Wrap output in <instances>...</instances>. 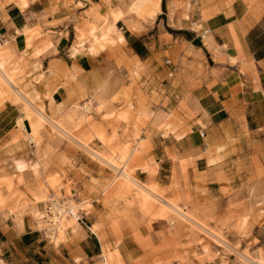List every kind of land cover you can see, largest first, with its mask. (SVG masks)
<instances>
[{"label": "rangeland", "instance_id": "374dc122", "mask_svg": "<svg viewBox=\"0 0 264 264\" xmlns=\"http://www.w3.org/2000/svg\"><path fill=\"white\" fill-rule=\"evenodd\" d=\"M133 1L0 0V9H3L8 4L15 3L23 11L27 9L30 3L36 2L38 3V8H49L43 19L48 15H53V12L58 9L55 15L56 21L52 23L45 21L44 27H38L32 32H29L27 28L16 30V33L24 36L23 38L20 35H16L18 51L15 48L12 49L9 38H2L4 39V44L0 42L3 46L0 54L4 58L9 59L11 66L17 70L16 81L21 86L35 80L30 79L31 73L39 70L45 72L46 68L55 73L53 80L55 85L52 88H55L56 85H62V83L64 85L69 84L62 75L64 67H67L65 64L52 62L48 67L45 65V60L56 54L55 49L40 59L35 57L41 53L38 50H44L46 46L47 48L52 46V43L48 42L50 38L67 37L69 41L68 47L60 54L59 58L68 61V58H70L68 49L70 50V48L75 46V43L86 38L84 31H88L90 26H96L100 33L106 28H111L112 24L118 30L117 35L113 33L110 35L116 41L114 44L106 46L100 44L91 45L88 40L85 41L86 51L84 53L96 56L103 54L100 60L105 63L102 77L106 89L101 96L94 98L87 105V111L78 108L83 103H77L78 105L72 103L63 114L56 118L65 132L72 137L71 139L59 136L49 126L44 125L41 127L42 129L36 127L35 118L29 121L31 133L28 138L25 134V128L23 127V130H20L17 127L19 118L17 117L14 126L15 132L12 133L10 144L8 146H0V151L9 147V145H13L12 148H19L20 146L18 145H21V147L27 149L26 154L31 156V162L35 160L36 163L43 164L45 162L51 165L47 173L38 175L34 181L27 178L25 185L14 187V190H12L13 185L9 180L14 182L15 179L3 177L5 173L0 171V212L9 211L15 215L24 213L35 225L36 222L32 220V217H34L38 221L44 222L45 231H47V211L51 199L54 202L64 203V205L71 203V205L80 209L76 211H82L81 208L85 210L90 207L89 203H83V201L77 203L74 201L76 194L74 193L75 191H71V180L68 179L67 173L69 171H78L81 176L88 178L86 189L90 188L89 178L91 176L98 179V182L103 183L102 193L99 192L98 195L101 196L105 209H107V206L111 207L109 210L107 209L109 213L107 217L113 218L110 228L115 238L119 236L115 239L113 247L117 246L123 239L122 236L116 235L119 233L116 220L127 218L130 221L127 224L135 244H130L128 250H136V252L131 253L135 257H133L134 259H129L130 264H207L209 261L214 262V264H248L240 263L236 255L229 253L224 246V248L218 247L220 244L214 241L213 238L193 227L188 219H185L187 216L183 215L178 207L211 230L210 232H216L218 235L212 232L215 238L226 240L232 246L238 244L240 250H247L252 256H256L259 252L264 257L263 250L256 248L250 250L248 244L242 245L252 223L256 220L264 223V189L262 187H256L255 185L248 188L249 197L253 201L248 207L241 201L234 202L229 200L224 210L218 211L212 204L200 205L193 202L189 194L190 187L187 183L186 160L178 159L174 154L169 155L173 163L171 173L161 172L159 178H155L158 165L150 155L151 146L147 142H143L141 138H150L151 135L156 133L161 135L163 139L169 137L168 133H165L164 129L161 128L165 122L164 114L171 112L172 108L179 102V99L174 98L175 100L172 101L171 105L168 99L165 98V95H167L166 90L168 87L173 88V90L177 89L179 83L189 80V73L193 74L195 69H197V73H200L202 69L201 66L194 64L193 60L197 54L188 50L187 45L192 43L197 48V44H200L205 53V56L202 55V60L206 61L205 58L207 59L206 66L208 68L213 67L214 62L219 63V61H215L212 53L207 52L199 38L196 39V35L199 33H194L193 31H198L200 29L199 25H191V30L189 31L177 30L173 26L170 18H172L174 11L173 13L171 12L170 16L168 15L170 11L168 10L170 5L168 0H164L162 3V0H151L153 9L148 16L131 15L128 12V7ZM189 1L178 0L176 6V9H180L183 12L182 16L185 18H187V15L184 11L189 10ZM162 4H164V9H162ZM125 32L130 37L143 43L149 42L151 46H155L156 51L161 52L158 56L159 58L157 57V60L154 61L151 70V72H154L155 69V74L158 76L155 81L157 82L158 80L161 86L159 93L154 89V84L149 85L152 77L147 74V67L138 63L135 56L132 58V49H130L129 43L126 39V43L123 42ZM257 33H261V30ZM261 36L263 37L264 35L262 34ZM2 39L0 37V40ZM15 43L13 44L15 45ZM198 53V55H201L200 51ZM232 59H234V64L236 59ZM167 60L171 61V65L165 63ZM223 61H225L224 58ZM173 69H175V72L171 78L169 74ZM40 78L41 76L36 79ZM36 82L39 81L35 80L34 83ZM121 92L128 94L131 105L128 121L119 115L116 117L105 116L107 112L118 105H121L120 108L123 110H128L127 106L129 105L126 104L129 103L127 101L124 107L123 103L118 101V94ZM158 94L163 97V100L161 103L153 104V98L157 97ZM6 100V97L0 96V111L5 103L10 102ZM184 100L187 101V99ZM110 112L115 114V109ZM8 114L9 119L16 112L8 109ZM51 118L53 117L51 116ZM23 119L26 121V117H23ZM25 127L29 132L27 124H25ZM185 132V128L180 127L179 134L183 135ZM78 142L106 158L118 159L119 167L124 166L125 168L122 175L117 179L115 177L116 172L112 168L91 157L90 153L81 147ZM34 147H37L36 150ZM15 148H13V151L17 149ZM124 152L126 153L124 156L130 153L132 155H130L131 158L126 163L124 159H121ZM13 153L11 150H5L7 158L0 159V167L4 166L7 161L17 158ZM43 155L47 156V161H43ZM144 171L146 173H143ZM125 175L135 178L133 180L141 182V185H156L157 189L154 190L163 199V203L155 201L150 196L142 195L139 190L127 184L124 181ZM167 175L170 176L168 180L164 178ZM255 177L257 181L264 178V171L261 166L256 168ZM3 178H8L4 182L6 183L5 186L2 181ZM217 179L221 182H228L223 173ZM156 180L169 185L167 187L160 186ZM91 182L95 184L97 181L91 179ZM64 183L66 185H63ZM229 191V189L221 190L224 195H229ZM40 200H43V202L37 203ZM86 200L91 203L90 199ZM167 204L170 207H166ZM39 214L40 216L38 217ZM244 214H248L249 217L244 238L239 240L238 225L241 221L240 217ZM84 216L80 215L81 219L86 223L83 219ZM40 217L45 218L40 219ZM152 220L158 221L162 226L160 232L156 234V242H153L147 235L146 237L142 236L138 229V227L143 226L150 230L148 223ZM64 223H66V219L62 223V230L72 229L73 225L66 226ZM71 223L77 224L73 220H71ZM123 226L120 225L121 232L124 229ZM260 230V237L264 239V226L260 227ZM41 233H44V231H41ZM46 236L48 237L47 233L45 234ZM101 242L103 256L101 258L97 257L94 263L123 264L116 249H113L107 241L101 240ZM222 256L223 260H221ZM16 258L19 259V256Z\"/></svg>", "mask_w": 264, "mask_h": 264}, {"label": "crops", "instance_id": "0c3cea01", "mask_svg": "<svg viewBox=\"0 0 264 264\" xmlns=\"http://www.w3.org/2000/svg\"><path fill=\"white\" fill-rule=\"evenodd\" d=\"M168 1L170 2L168 10L170 9L172 13L174 11L172 18H170L173 26L177 30L189 31L191 25H199L200 31H193L199 33L196 35V39L201 34L205 36L200 42L207 52L212 53L214 60L219 61V63L214 62L213 67L208 68L206 66L207 59L205 58L206 61L202 60V55L205 56L203 49L200 46L196 48L192 43L187 45L188 50L197 54L193 60L194 64L201 66L202 69L200 73H197V69L193 74L189 73V80L179 83L177 89L173 90V88L168 87L167 95H165L171 105L172 101L175 100L174 98L179 99V102L172 108L173 110L168 113L174 115L173 120H175V116L180 119V127L185 128L186 132L181 137L175 138L176 134L180 135L179 127L174 133L169 132V137H167L168 135L165 136L167 139H163L158 133L151 135L150 138H141L143 142H147L151 146L150 155L158 165L155 178L158 179L161 172L171 173L173 163L169 155L174 154L178 159L187 161V183L190 187L189 194L194 203L212 204L218 211H223L229 200L241 201L248 207L250 203H253L249 197L248 188L256 185V187L264 189V178L257 181L255 177L258 166H261L264 171V36H261L264 35V0H190L188 2L189 10L184 9L187 18L182 16L183 12L180 9H176L178 0ZM37 4L36 2L30 3L24 11L15 3L0 9V37L1 39L9 38L12 49L15 48L18 51L16 35L24 38L23 35L16 33L17 29L27 28L29 32H32L38 27H44L45 21L47 23L56 21L55 15L58 9L53 12V15L46 16L45 20L43 16L49 8H38ZM259 30L261 33L258 34ZM3 40H0L2 44H4ZM14 42H16L15 45ZM48 42L52 43V46L38 50L41 53L35 57L40 59L55 49L56 54L47 58L45 65L48 67L52 62L65 64L67 67H64L62 75L69 84L64 85L62 83V85H56L55 88H52L55 85L53 82L55 73L52 70H47L48 68L45 72L39 70L31 73L30 79L39 81L34 86L36 93L34 98L37 105L39 104V107L45 109L46 111H44L49 117L52 116L54 120L58 121L56 118L63 114L72 103L82 101L78 89L79 85L83 87L85 84L84 93L86 94L85 98L88 99L92 96L90 94L93 87L98 83H104L99 94L101 96L106 89L102 77L105 63L100 60L103 54L96 56L86 53H81L74 59L68 58V61H64L59 56L68 47L67 37H52ZM123 42L126 43L125 38ZM141 43L147 54L140 58L131 50L132 58L135 56L138 63L147 67V74L152 77L149 85L154 84V89L159 93L161 86L158 80L155 81L158 76L155 74V69L154 72L151 70L154 61L157 60L161 52L156 51L155 46H151L149 42L143 43L141 41ZM199 51L201 55H198ZM232 58L236 59L234 64ZM40 76V79H36ZM162 100L163 97L158 94L157 97L153 98V104L161 103ZM118 101H121L124 107L126 101L129 103L128 94L119 93ZM126 105H129L127 106L128 110L120 108L121 105L111 109H115V114L112 113V116L119 115L128 121L131 105L130 103ZM8 109L16 112L9 119ZM17 117L24 123L25 134L29 138L31 125L29 121L23 119L26 115L22 105L7 102L0 111L1 147L10 144L12 133L15 132L14 126ZM25 124L28 125L29 132ZM199 133L203 134V138L199 136ZM12 146L9 145L0 151L1 160L7 158L5 150H11L17 157L7 161L4 164L5 168L4 166L0 167V171L5 173L3 177L15 179V177L21 176V183L18 185L15 180L14 182L9 180L13 185L12 190L15 189L14 187L25 185L27 178L34 181L38 175H44L48 172L51 164L45 162L40 164L39 162L36 163L35 160L31 162V156L26 154L27 149L25 147L18 145L20 147H16L17 149L13 147L16 149L13 151ZM85 150L89 152L91 149ZM124 154L126 153L124 152L122 155ZM43 158V161H47V156L43 155ZM17 163L24 165L23 170L15 169ZM34 166L39 172L37 176L33 174L32 167ZM222 173L228 179L227 183L217 179ZM67 174L68 179L71 180V191H75L76 194L74 201L89 203L90 207L79 213L85 215L83 219L86 223L83 220L77 221V224L70 221L64 223L66 226L73 225V227L63 230L59 244H55V241H50L49 237H45L44 222H40L30 215L32 220L36 222L34 225L24 213L15 215L9 211L0 212V261L3 264H95L94 260L103 256L101 240L107 241L113 247L115 239L119 236L115 238L110 228L113 218L107 216H109L108 210L111 207L107 206L108 210L105 209L102 198L98 195L99 192L102 193L103 183L91 176L89 178L90 188L86 189L88 178L81 176L78 171H69ZM169 177V175L164 176L167 180ZM91 179L97 182L93 184ZM156 181H158V185L163 187L169 185L161 183L159 180ZM140 184L142 183L140 182ZM5 185L6 183H4ZM143 186L157 187L156 185L144 184ZM222 189H229V195H224L221 192ZM79 197L90 199L91 203ZM40 202L43 200L37 203ZM178 209L187 216L185 219H193L204 226L183 209L179 207ZM248 217V214L240 217V219L246 218L243 232H245ZM120 220L123 221L120 222ZM123 222L125 223L123 224ZM127 222H130L127 218L116 220V226L119 230L116 235L122 236L123 239L117 246L113 247L119 253L123 264H130L129 259L135 257L131 253L136 252L134 249L128 250L130 244L134 245L135 242L131 237V230ZM120 225H124L122 232ZM148 225L151 231L147 227L140 226L138 227L139 232L142 236L146 237L147 235L153 242H156V234L160 232L162 226L158 221L153 220ZM262 226H264L262 221H254L246 237H243L242 245L248 244L250 250L256 248L264 251V239L260 237V227ZM41 231H44L45 234ZM213 233L218 235L216 232ZM241 239L242 237L239 236V240ZM226 243L230 245L227 241ZM218 247L224 248L221 245ZM243 251L252 261L257 264H264V257L261 253L258 252L256 256H252L247 250ZM17 256L19 259L16 258ZM223 259L222 256L221 260ZM207 264H214V262L209 261Z\"/></svg>", "mask_w": 264, "mask_h": 264}, {"label": "bare ground", "instance_id": "6f19581e", "mask_svg": "<svg viewBox=\"0 0 264 264\" xmlns=\"http://www.w3.org/2000/svg\"><path fill=\"white\" fill-rule=\"evenodd\" d=\"M169 7H170V5H169ZM152 9H153V3L151 0H134L130 4V6L128 7V12L131 15L148 16L149 14L152 13ZM159 13H161V12H159ZM170 14H171V11H169L168 15L170 16ZM112 29H114V30H112ZM198 31H200V29ZM198 31H195V32H198ZM84 33L86 35V38L75 43V46H73L70 50L68 49L69 57L71 59H74L79 54L84 53L86 51L85 50V48H86L85 47L86 46L85 41H87V40L91 43V45L92 44H100V45L106 46V45L114 44L115 39L111 38L110 35L112 33L117 35L118 30L114 26V24H112L111 28L110 27L108 29L106 28L105 30H103V32L100 33L98 31V28L96 26L92 25V26H90L89 30L84 31ZM97 34H99V36H97ZM200 36L202 37V40L205 38V36L203 34H201ZM2 47L3 46L0 43V53H1ZM16 73H18V72L14 67L11 66L9 59L4 58V56L2 54H0V96L6 97L7 100H9L10 103H12V104H18L19 103L20 105H22L24 112H25V115H26V120L31 121L32 119L35 118L36 119V123H35L36 127L41 128L44 125L49 126V128L56 131L59 136L61 135L62 137H65L67 139H71L72 137H70V135H68L65 132V130L62 128L61 124H59L58 121L54 120L53 118L49 117L46 114V112L43 110V108H41V106L40 107L38 106L39 104L37 105L36 100L34 98L35 92H34V88H33L37 82L34 83V81H35L34 80L33 82H30L26 85L21 86L16 81ZM84 77H85V75H84ZM170 77L172 78L173 74H171ZM102 84L103 83H98V84H96V86L93 87L92 91L90 90L91 91L90 96L92 95V97L88 98V99L85 98V96H86V94L84 93L85 84L83 87L79 85L78 89L81 93L80 99H82V101L78 102V104L83 103V105H81V106L79 105L80 107H78V108H81V110L84 109L85 111H87L88 110L87 105L90 103L92 98L98 97L99 94L101 93L102 86H103ZM164 115H165V122L162 124V126L160 125L161 128L164 129L165 133H169V132L174 133L177 130V128L180 127V124H181L180 119H178L176 116H175V120L171 119L174 117V115L172 113H165ZM106 116H112V112L107 113ZM17 127L20 130H23L22 128L24 127V123L20 119L17 120ZM181 136L182 135L176 134L175 138H179ZM78 144L81 147H83L84 149L88 148L87 146L81 144L80 142H78ZM89 153H90L91 157L95 158L96 160H98L102 164L112 168L113 171L116 172L115 177L117 179L122 175L123 170H125L124 166L121 168L119 167L118 159L106 158V157L102 156L101 154H99L93 150H89ZM130 155H131V153L127 156L122 155L121 159H124L125 163H126V161L131 158ZM116 162L118 165L116 164ZM209 162L212 163V161H209ZM23 166L24 165L17 163L15 169L20 171ZM32 168H33V174L35 176H37L39 173L38 170L35 168V166ZM133 179H135V178L130 177V175L124 176V181L127 182V184H129V185L133 186L134 188H136L137 190H139L142 195L150 196L155 201L163 203V199H161V197H159L154 190L157 187L156 188L155 187H145ZM6 180H7L6 178L2 179L3 182H5ZM15 183L17 185L21 183V176L15 177ZM50 201L51 202L49 205H52V209H51L52 216L50 214H48V211H47L48 229H47L46 233L48 234L50 241L53 240V241H55V244H59V238H60V235L63 231L62 230L63 229L62 223L64 222V219H66V222L67 221L71 222V220H73L74 222H77L78 218L80 216V214L78 212H80V211H76V210H80V209H78V207L71 205V203H69L68 205H64V203L54 202L52 199ZM166 207H170V205L167 204ZM81 210L83 211L84 209L81 208ZM44 218L45 217H40V219H44ZM188 221L190 222V224L193 227L197 228L198 230L203 232L208 237L213 238L214 241H216L221 246H224L228 250L229 253L236 255L238 257L239 261H241L243 263L246 262L248 264H257L256 262L252 261L249 258V256L247 255V253L245 251L240 250L238 245H236V246L228 245L221 238H215L213 236L212 232H210L207 228H205L201 224H199L193 220H188ZM245 223H246V218H242L240 221L239 227H238V235L242 238L245 235V232H243L244 227H245ZM0 264H2L1 261H0Z\"/></svg>", "mask_w": 264, "mask_h": 264}, {"label": "trees", "instance_id": "16d2710c", "mask_svg": "<svg viewBox=\"0 0 264 264\" xmlns=\"http://www.w3.org/2000/svg\"><path fill=\"white\" fill-rule=\"evenodd\" d=\"M162 9H164V4H162ZM124 37L126 41L129 43L130 48L137 54L140 58H143L147 52L141 43L140 40L130 37V35L125 32ZM197 46H200V44H197Z\"/></svg>", "mask_w": 264, "mask_h": 264}, {"label": "built area", "instance_id": "2783aa9c", "mask_svg": "<svg viewBox=\"0 0 264 264\" xmlns=\"http://www.w3.org/2000/svg\"><path fill=\"white\" fill-rule=\"evenodd\" d=\"M198 38L200 39V41H202V37H201V36H198ZM165 63H166L167 65H171V61H170V60H167ZM174 72H175V69L171 70V73L169 74V77H170L171 74L174 75ZM199 136H200L201 138H203V134H202V133H199ZM51 209H52V205H50V206L48 207V214H50V215L52 216ZM78 221H79V222L82 221L81 217L78 218Z\"/></svg>", "mask_w": 264, "mask_h": 264}]
</instances>
